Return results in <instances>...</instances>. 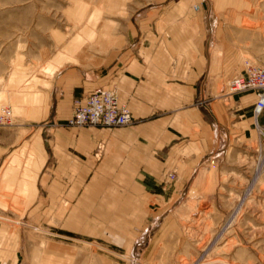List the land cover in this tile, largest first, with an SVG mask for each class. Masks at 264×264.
<instances>
[{"label":"rangeland","instance_id":"374dc122","mask_svg":"<svg viewBox=\"0 0 264 264\" xmlns=\"http://www.w3.org/2000/svg\"><path fill=\"white\" fill-rule=\"evenodd\" d=\"M203 6L212 9L218 27L216 40L208 41L199 32L203 53L212 47L211 68L217 73L211 98L225 104L226 80L242 71L245 60L264 69V0H0V41H50L51 51L55 43L63 63L91 68L134 41L136 11L147 13L148 25L139 30L143 39L166 43L196 38V31H187L178 22H202ZM25 49L18 46L16 51ZM23 62L17 57L5 64L15 69ZM225 72L228 75L222 77ZM247 94L251 93L232 95ZM3 108L9 110L11 122L0 126V135L15 128L12 111L0 105V111ZM233 108L237 121L244 110L239 104ZM131 126L132 120L126 126L96 128L127 131ZM42 127L53 132L60 126ZM226 130L230 137L218 134L216 149L183 178L176 196L178 211H172L180 214L182 243L170 239V246H157L156 240L162 239H153L151 233L141 239L129 237L126 223L113 221L112 210L106 207L111 201L104 196L106 184L88 182L82 189L81 183L73 182V189H68L60 174L55 189L43 191L40 205L27 212L15 205L0 206V218L12 221L0 219V246L6 252L2 260L8 264H264V149L252 125L243 134L233 127Z\"/></svg>","mask_w":264,"mask_h":264},{"label":"crops","instance_id":"0c3cea01","mask_svg":"<svg viewBox=\"0 0 264 264\" xmlns=\"http://www.w3.org/2000/svg\"><path fill=\"white\" fill-rule=\"evenodd\" d=\"M202 13V22H178L196 31V38L161 43L143 39L139 30L148 25L147 13L136 11L134 41L91 68L63 63L55 43L51 51L50 41H0V105L15 119V130L0 135V206L15 205L27 212L40 205L43 191L55 189L60 174L68 189L73 182L82 189L84 183L103 182L104 196L111 197L106 207L112 210V220L126 223L129 237L151 233L153 239H162L156 240L157 246H170V239L182 243L180 214L172 211H178L176 196L183 178L216 149L218 134L230 137L228 127L243 134L252 125L257 133L253 94H224L225 104L211 98L217 73L211 68L212 47L203 53L199 32L208 41L216 40L218 27L212 9L203 6ZM18 46L26 49L17 52ZM17 57L24 61L22 67L6 66ZM97 87L117 94L130 114L129 130L65 125L73 102ZM235 104L244 110L237 121ZM46 123L60 127L48 132L42 127ZM256 123L264 128V112ZM2 248L0 264H8L2 260Z\"/></svg>","mask_w":264,"mask_h":264},{"label":"built area","instance_id":"2783aa9c","mask_svg":"<svg viewBox=\"0 0 264 264\" xmlns=\"http://www.w3.org/2000/svg\"><path fill=\"white\" fill-rule=\"evenodd\" d=\"M225 90V95L242 92L254 95L252 116L259 144L264 149V128L258 127L256 123L258 116L264 112V69L245 60L242 71L227 81ZM10 122L9 110L1 109L0 126H7ZM130 122V114L124 105L119 104L117 94L113 90L97 87L82 101L75 100L73 102L71 116L65 125L74 128L120 127L126 126Z\"/></svg>","mask_w":264,"mask_h":264}]
</instances>
